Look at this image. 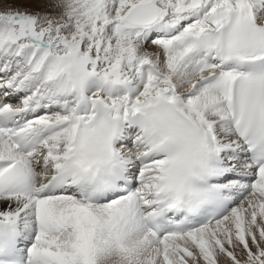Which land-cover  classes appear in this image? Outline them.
<instances>
[{"label": "snow or ice", "instance_id": "6c2138e0", "mask_svg": "<svg viewBox=\"0 0 264 264\" xmlns=\"http://www.w3.org/2000/svg\"><path fill=\"white\" fill-rule=\"evenodd\" d=\"M0 264H264V0H0Z\"/></svg>", "mask_w": 264, "mask_h": 264}]
</instances>
